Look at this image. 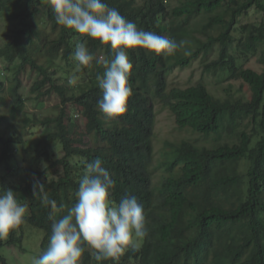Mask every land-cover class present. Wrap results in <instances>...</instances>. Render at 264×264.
Here are the masks:
<instances>
[{"label":"trees","instance_id":"trees-1","mask_svg":"<svg viewBox=\"0 0 264 264\" xmlns=\"http://www.w3.org/2000/svg\"><path fill=\"white\" fill-rule=\"evenodd\" d=\"M1 2V7L9 5L19 12L17 16L23 25L44 15L57 37L51 43L46 42L40 18L39 24L32 25V35L48 45L43 69L53 68L54 60L61 55L67 65L65 74L77 70L74 76L81 78L79 85L69 87L68 81L64 86L57 85L45 75L32 86L37 99L51 93L60 97L54 117L34 120L44 122L42 126L47 129L42 136L43 145L36 147L37 156L49 158V146L59 139L66 151L61 160L51 165H61L64 175L56 181L47 178L41 181L57 206H65L62 212H55L32 197L33 182L19 189L27 194L29 202L26 223L45 235L41 253L55 218L66 215L76 202L79 182L75 177L85 172L87 163L99 157L116 182L112 199L118 202L125 194L136 196L146 209L149 233L143 238L141 249L123 254L117 261L100 264H264V0H105L138 28L161 36L166 34L177 42L187 41L173 56L146 54L139 49L129 51L133 63L129 84L133 95L128 100L127 112L113 119L102 115L96 107L102 95L96 76L104 72L102 58L113 55L108 47L89 40L87 46L96 60L90 67H78L71 58L74 37L78 34L57 29L46 0ZM252 9L262 14L261 21L242 24V18ZM231 47L237 55L230 54ZM30 51L15 40L0 50V59L19 63L36 60L37 54ZM185 51L189 54L185 55ZM240 56L255 58L261 72L238 68L236 61ZM194 63L201 64L203 75L216 78L227 74L231 80L242 81L249 88L250 100L234 99L231 95L215 99L202 81L195 86L170 88V73L176 68L188 69ZM18 92L14 87L6 92L0 82V110L8 107L9 100L21 107L25 101ZM157 102L168 108L181 130L213 138L230 128L227 131L233 130L239 139L224 140L216 147L198 141L181 142L171 162L179 167L177 177L161 184L158 193L149 173L152 162L149 139L157 117ZM65 106L81 109L88 120L87 133L99 137L96 146L84 150L71 146L66 132L70 123L63 125L64 120L71 122ZM20 115L27 119L25 125L34 124L22 111ZM6 116L5 112L2 118L5 121ZM68 135L73 137L71 132ZM0 143L3 145L0 158H8L13 154L12 145L20 142L11 137L0 139ZM74 157L81 159L82 164H72ZM3 246L0 241V250ZM89 260L86 255L85 263ZM93 261L92 264H97ZM0 264H7L2 257Z\"/></svg>","mask_w":264,"mask_h":264},{"label":"clouds","instance_id":"clouds-1","mask_svg":"<svg viewBox=\"0 0 264 264\" xmlns=\"http://www.w3.org/2000/svg\"><path fill=\"white\" fill-rule=\"evenodd\" d=\"M46 2L54 14L57 29L61 27L63 30L68 29L78 34L74 37V42L76 43L71 57L78 67H90L93 61L96 60V57L87 46L89 40L99 42L102 46H107L108 50L113 53L110 58H102L104 72L102 75L96 76L97 86L102 93L96 102V107L102 115L109 119L123 116L128 110V100L133 95L132 86L129 84V74L133 68L132 60L129 57L130 50L139 49L144 50L146 54L173 56L187 44V41L181 40L177 42L175 39L164 36L163 33L161 36L155 32L138 28L134 22L126 19L115 7H110L105 0H46ZM0 4H2L1 0ZM0 12H5L7 20L15 23V28L11 31V37L0 45V50L6 44L16 40L27 46L31 50L30 54L35 52L38 56L36 60L29 62L21 61L22 63L0 59V82L5 85L6 92H9L14 87L18 89V93L21 95L20 90L23 86V75L27 72L35 76L30 86L31 93L34 83L36 81L40 82L45 75L51 79L50 82L57 85L64 86L66 81L72 85L77 83V77H70L65 74V66L67 65L60 55V50L58 53L60 58L54 60L56 65L50 70L43 69L44 61L48 56L47 43L55 41L57 37V33L52 30L51 22L44 15H39L36 19L32 18L28 20L27 25H23L21 18L17 16L19 12L14 10L13 7L9 5L0 6ZM38 18L42 19L40 29L42 37H46L47 43L32 35V25L39 24ZM80 37H84L85 39H79ZM184 54L187 55L189 53L185 51ZM35 57L34 55L33 58ZM62 64L64 65L63 70L66 76L63 81H60V78L56 79L55 76L56 71L60 68L62 69ZM176 70L182 69L176 68ZM15 81H18V84ZM7 84L9 85L7 86ZM48 88L49 85H46L45 89L47 90ZM32 94L37 97L35 93ZM49 96H56L58 99L57 105L60 104V97L56 93H51ZM46 97L48 96L40 97L39 99ZM7 104V108H1L0 110V126L5 127L7 125L10 129L14 128L18 130L20 138H16L20 143L12 145L13 154L11 157L0 158V166L15 174L23 173V178L21 183H6L5 177L0 176V241L4 244L3 247L14 244L20 245L23 241L22 235L25 232L24 229L32 227L26 223V217L29 214L27 194L19 192L20 188L23 189L27 186V182H33L32 197L40 199L43 206L50 207L55 212H62L65 207L63 204L58 207L57 202L51 199L45 192V183L41 182L44 180L38 178L40 174L45 175L46 178L44 171L40 173L38 169L35 171L25 168V166L20 167L16 163V154L20 150H25L33 155V161L37 163L49 161L53 165L51 147L54 144L60 145L63 152L62 158L66 155L61 139L49 146V158L38 157L36 154V147L43 145L42 138L47 129L42 126L45 125L44 122L38 123L34 122V120L42 121L45 117H54V115L35 116L34 120L28 117L34 124L28 123L25 125L27 121L25 117L21 115L16 119L10 117L12 107L20 105H16L11 100ZM55 106L53 105V109ZM21 107L23 108L22 112L25 114V102ZM65 109L71 117V122L67 120L63 121L64 126L70 123L66 132L71 146L82 150L92 147L90 143L88 145L84 144V136L76 132L78 127L77 117L80 116L82 120H85V136L90 137L94 135L99 139L96 134L87 133L86 125L88 124V120L81 114V109L71 106H65ZM71 109H76V113L72 115ZM5 112L7 113V121L2 119ZM156 124L157 117L149 139V148L150 152H152L149 173L154 190L153 175L158 187H161V184L171 177H177L179 167H174L171 162L174 159L175 148L184 141L182 140L178 145L170 146L164 152L163 160L157 168L160 171V175L156 176L153 167ZM35 126H40L43 132H38L34 128ZM176 127L178 128L177 125ZM1 132L0 139L6 140L1 137ZM70 132L73 135L71 138L68 135ZM80 141L81 143H79ZM2 151L3 145L0 143V157ZM62 158L57 159V161ZM79 160L82 162L81 159ZM51 165L45 169L51 172V176L47 180L52 179L56 181L64 175L63 168L61 165L54 167H51ZM59 167L60 171L58 173L55 172L53 174L50 170L59 169ZM76 167H73L74 171H76ZM175 170L177 171L175 175L168 176V172L172 173ZM75 179L79 182L78 190L75 193L76 202L68 208L66 215H63L61 218H55L51 225V234L44 242V252L41 253L43 239H40L38 244L40 250L39 256L34 257L31 264H92L94 262L93 259L97 264H100L101 261H117L123 254L141 249L143 238H146L149 233L146 209L138 202L137 197L125 194L118 202L112 199L111 194L116 186V182L109 171L103 166V161L99 157L87 163L85 165V172L82 175H77ZM14 186L17 187L16 191H14ZM6 237H8V240H3ZM20 239L21 242L18 243ZM135 239H141V245L130 247ZM86 255L90 258L87 263H85ZM4 259L8 263L7 259Z\"/></svg>","mask_w":264,"mask_h":264},{"label":"rangeland","instance_id":"rangeland-1","mask_svg":"<svg viewBox=\"0 0 264 264\" xmlns=\"http://www.w3.org/2000/svg\"><path fill=\"white\" fill-rule=\"evenodd\" d=\"M262 19V14L257 12L256 10L252 9L249 11V14L247 17L242 18L241 23L247 24V23H259ZM15 28V23L10 22L7 20V14L5 12H0V45H2L5 41H7L11 37V31ZM164 36H167L164 34ZM231 55H237L236 50L234 47L230 48ZM236 66L238 68H244V69H251L254 71L261 72V67L257 63L255 58L247 57V58H241L238 57V60L236 61ZM62 69H58L56 71L55 78H60V81H63L65 79L64 75V65H61ZM201 64L194 63L185 70H173V72L170 75V88L173 87H189V86H195L199 82H203L209 93L217 99H224L227 95H231L234 99H243V100H250V91L249 88L242 83V81H234L229 78V75L223 74L216 78L212 77L211 75H203L201 71ZM77 70H72L68 74V76L73 77ZM35 76L31 75L29 72H27L25 75H23V86L20 90L21 96L23 97L25 101V114L27 117H30L31 119H35V116L41 117L44 115H54L55 111L53 109V105H57L58 99L56 96H48L43 99H37L35 95H33L30 91V86L34 80ZM81 83V78H77V83L75 85L67 84L69 87H76ZM9 84H7L8 86ZM227 91H230V94H227ZM22 107H12V112H10V117L12 119H16L18 116H20V112L22 111ZM155 111L157 112V124L155 128V137H154V170L156 176L160 175V171L157 170L158 166L163 160V154L166 150L170 148V146L178 145L182 140L184 141H198L200 144H208L209 147H216L221 145V143L224 140H227L228 142H238V136L236 135L233 130L220 133L219 135H216L213 138H201L196 134H191L189 132H185L184 130H179L176 127L174 118L171 114V112L165 108L161 103L157 102L155 106ZM71 114L76 113V109H71ZM77 133H80L84 136V144L92 146H96L98 139L96 136L92 135L90 137L85 136V120H82L80 116L77 117ZM245 122V121H244ZM5 125V127L0 126V132L1 137L4 139H9L11 137H17L20 138V132L14 128H9ZM38 132L42 133L43 129L40 126L34 127ZM242 129V127H239ZM235 131V130H234ZM234 133V134H233ZM225 143V142H224ZM51 154L53 161H57V159L62 158L63 152L61 150L60 145L54 144L51 147ZM16 163L21 167L25 166V168L37 170L40 173H43V171L46 173V178H49L51 176V172L48 170H45L49 165H51V162H45V163H37L33 161V155L25 150H20L16 154ZM72 164H79L81 165L82 162L78 158L72 159ZM46 165V167H44ZM53 174L58 173L60 171L59 169H50ZM151 172L153 175V171L151 168ZM177 171L175 170L172 173L168 172V176L175 175ZM0 176L5 177L6 183H21L23 178V173L15 174L11 171H8V169H5L3 166H0ZM40 180H44L45 175L40 174L38 176ZM153 181H154V187L155 192L158 193L160 187L157 186V183L155 181L154 175H153ZM19 201V200H18ZM20 202V201H19ZM25 232H23L22 239L23 241L20 243V245L14 244V245H7L6 247H3L0 250V256L3 258H6L9 264H31L32 259L34 257L39 256V241L44 238V233L42 231L33 229L28 227L24 229ZM24 237V238H23ZM3 240H8V237L3 238ZM139 246L141 245V239H135L133 241V244L131 246ZM7 263V264H8Z\"/></svg>","mask_w":264,"mask_h":264}]
</instances>
